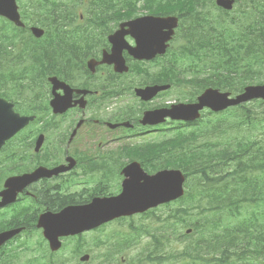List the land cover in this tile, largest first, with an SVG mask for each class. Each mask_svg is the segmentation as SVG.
<instances>
[{
    "label": "flooded vegetation",
    "instance_id": "obj_1",
    "mask_svg": "<svg viewBox=\"0 0 264 264\" xmlns=\"http://www.w3.org/2000/svg\"><path fill=\"white\" fill-rule=\"evenodd\" d=\"M16 1L23 25L16 26L0 17V23L4 22L8 31L4 35H17L20 39L12 45L6 40V63L0 65L4 77L0 81V98L12 103L14 112L32 120L0 148V232L18 229L32 253V236L26 232L33 228L41 231L36 226L40 213H55L68 204L85 205L95 196L113 194L109 184L122 181L123 168L131 162L130 157L154 149V144L141 141L146 140L144 136L149 131L160 128L143 125L140 120L146 110L170 106L171 88L148 101L141 100L134 90L170 83V60L167 54L148 62L134 60L127 50L134 40L126 35L121 53L129 65L126 73L129 77L125 79L122 75L125 73L114 71L113 64L98 63L104 54L111 53L109 36L119 30L120 24L144 15L143 12L123 19L119 13L101 15L97 0L94 3L84 0L83 5H75L72 0ZM76 7L81 8L76 11ZM75 11L77 19H86L82 35L71 30ZM231 14L242 38L247 37L251 24H261L263 20L264 0H235ZM32 28H40L44 33L35 38ZM259 53H264V49H259ZM50 76H56L72 89V106L63 112H55L50 106L55 97L64 94L62 88L51 86ZM78 89L87 91L78 93ZM162 135L165 137V132ZM144 163L150 172L159 161L147 159ZM56 167L70 169L54 174ZM22 175H28L29 179L17 191L20 184L14 180ZM60 175L79 179L68 194L61 192L60 185L49 187L51 179ZM9 191H15L12 201ZM61 198L64 201L56 205L55 201ZM99 244L104 249L101 261H109L107 245L102 241ZM7 254L4 248L0 249V262L6 261ZM72 261L83 264L80 256L73 255Z\"/></svg>",
    "mask_w": 264,
    "mask_h": 264
},
{
    "label": "trees",
    "instance_id": "obj_2",
    "mask_svg": "<svg viewBox=\"0 0 264 264\" xmlns=\"http://www.w3.org/2000/svg\"><path fill=\"white\" fill-rule=\"evenodd\" d=\"M143 1L147 8L151 2H155V0ZM159 1L162 2L163 0ZM166 2L170 7L178 8L179 11L190 12L196 17L202 15L201 5L188 2V0H166ZM164 5V3H160L150 8L152 12H157L161 11L160 9L164 8ZM206 25H208L209 29L212 27L209 23L199 20L194 22L183 21L181 32L188 39L185 46L187 45L189 55L197 49V44L199 46L203 45L201 42V40L204 41L202 30L205 29ZM214 33V30H209L207 46L208 51L211 53L216 51L213 41ZM0 52H2V47H0ZM218 55L226 61L228 51L224 54L218 53ZM2 58H0V63H2ZM38 58L41 59L42 54H39ZM2 74L3 72H0V81L4 80ZM219 75L220 77L217 80L211 78L204 80L206 84L203 86L211 85L221 89L234 90L239 87H232L233 85H243V82L252 79V75L245 73L240 77L239 82L232 84L229 82L228 74L220 73ZM241 109L243 108L238 107L232 113L230 112L229 115H225L224 120H219L220 123L213 128H222L221 133L227 134V129L235 127L234 123L241 120L244 113ZM248 128L250 129L248 132L249 136L258 138L239 139L235 142L233 151L230 137H225L223 145H216L217 143L214 144L211 139L203 135L202 143L207 145V147H200L194 143L192 145L188 143L183 145L181 144L182 140L179 138L177 143H171V148L174 150L171 153V158H174L175 161H170L168 164L181 168L189 179H192L191 191H188L179 200L178 207L174 208L170 214L175 219L176 224L185 225L189 217L194 214L193 211L196 207H201L203 213L213 210L217 211V209L222 208L228 211L229 214H232L233 205L238 207V214H241V209L245 206L251 209V214L240 224L237 226H226L223 232L219 234L223 235L219 241V243L222 241V246H218V250L221 251V257H218V264H235L240 260L243 261L250 258L254 260L255 257L264 256V110L260 118L256 117L251 120ZM202 131L209 132L211 128H203ZM185 137L186 141L191 139L190 137ZM221 146L224 147L222 148ZM183 147H186V150L182 149ZM231 161H234V163L230 164L228 172L225 174L218 173L219 166H226ZM44 196L49 198L47 195ZM61 199H59L60 201H55V204H61L64 201L63 198ZM51 204L54 205L53 203ZM256 210L262 215L258 216ZM203 225L207 226L206 244L208 245L213 240L212 233L215 232L217 222L210 218L203 222ZM172 228H175V225ZM232 259L234 260L232 261Z\"/></svg>",
    "mask_w": 264,
    "mask_h": 264
},
{
    "label": "water",
    "instance_id": "obj_3",
    "mask_svg": "<svg viewBox=\"0 0 264 264\" xmlns=\"http://www.w3.org/2000/svg\"><path fill=\"white\" fill-rule=\"evenodd\" d=\"M218 4L225 8H231L229 0H218ZM0 15L9 18L16 24H21L15 0H0ZM130 33L136 39L137 45L132 48V54L138 58H148L155 52H162L166 41L173 34V28L177 26V18H140L129 23ZM37 36L42 31L34 29ZM113 51L116 50L115 45ZM115 65L123 64L113 59ZM156 89L154 90V92ZM144 96L146 92L140 91ZM229 93H221L217 89H206L198 97V102L187 105H176L166 112H147L150 122L158 121V113L170 115L175 119H194L198 116V110L204 106H209L214 110L226 108L229 105L238 104L250 98H264L263 86H249L245 92L236 98H228ZM27 119L18 117L11 111V105L0 99V146L2 142L16 130L25 124ZM134 165L127 171V179L124 181V191L115 198L97 200L90 206L80 209H70L63 213V217L55 220L57 222L55 231H47L48 236L56 238L60 235L75 234L85 228L99 225L114 217L144 212L150 207L160 203L177 199L183 194L184 176L181 171L171 169L147 176Z\"/></svg>",
    "mask_w": 264,
    "mask_h": 264
},
{
    "label": "rangeland",
    "instance_id": "obj_4",
    "mask_svg": "<svg viewBox=\"0 0 264 264\" xmlns=\"http://www.w3.org/2000/svg\"><path fill=\"white\" fill-rule=\"evenodd\" d=\"M173 206L165 207L163 205L157 207V211L154 215H149L143 218V220H139V216H136L135 222H133L134 226H138L139 224H142L147 227L151 232H155V234H159L161 232L164 233V235H161L163 238V244L159 247V252L163 251L166 255L168 254H174V256L170 258H165L161 261H154V262H147L145 264H188L185 261L181 260L180 253L184 250H189L188 244L186 242L179 241L178 238L173 237L172 231L174 228H172L173 224H175V219L172 217L169 218L167 221L165 220L166 216L172 211ZM251 209L247 206L244 210H242L241 215L237 216L233 220V224H236L240 221H243L246 217L250 215ZM256 213L258 216H261L262 214L256 210ZM201 215V214H200ZM198 216L192 215L189 217L190 220L196 219ZM132 219L133 217H129ZM188 218V217H187ZM200 222L205 221V216L201 215V218H197ZM144 226H138L136 229V232H140L144 230ZM180 225H177V227ZM110 228H114V226H111ZM121 230L124 231L123 234H121V237L123 238H129L131 237L130 230L127 228L126 223H122L120 226ZM185 227H181L178 229V232L184 233ZM152 233L142 234L140 235L139 239H132L129 241L131 244L130 247L125 248L123 250L124 253H126L128 256H134L139 257L141 253H144L147 249H151L153 244L151 241V235ZM197 236V234L193 235ZM115 243L114 241H112ZM252 264H258L259 262L257 260H250ZM202 264H208V263H202ZM243 264V263H239Z\"/></svg>",
    "mask_w": 264,
    "mask_h": 264
}]
</instances>
